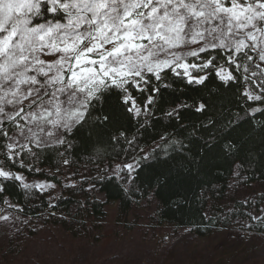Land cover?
<instances>
[{
	"label": "trees",
	"instance_id": "trees-1",
	"mask_svg": "<svg viewBox=\"0 0 264 264\" xmlns=\"http://www.w3.org/2000/svg\"><path fill=\"white\" fill-rule=\"evenodd\" d=\"M50 20L62 22L64 18L45 12L33 17V25ZM221 66L238 82L225 85L220 81L216 70ZM197 74L206 76L203 84H189L186 78L167 71L161 73V81L153 77L148 85L130 88L141 110L138 116L126 110L117 90L105 93L89 110L86 123L63 133L62 143L22 147L18 155L17 149L13 156L8 151V137L16 127L3 123L0 129L8 137L0 134V167L28 179L67 186L51 201L35 188L0 177V206L9 205L29 219L49 216L62 224L66 221L61 214L66 213L86 227L101 223L109 204H117L126 214L134 203L152 195L158 202L154 221L160 227L190 228L203 237L239 218L264 233V101H250L243 95L247 89L262 96L264 91L253 82L257 77L245 81L242 67L236 69L220 57L215 68ZM157 84L159 89L153 91ZM200 104L205 107L197 112ZM119 163L132 164L128 186L105 171ZM232 180L262 191L255 199L230 198ZM227 207L231 211L225 212Z\"/></svg>",
	"mask_w": 264,
	"mask_h": 264
},
{
	"label": "snow or ice",
	"instance_id": "snow-or-ice-1",
	"mask_svg": "<svg viewBox=\"0 0 264 264\" xmlns=\"http://www.w3.org/2000/svg\"><path fill=\"white\" fill-rule=\"evenodd\" d=\"M45 12L62 15L66 22L33 25V17ZM40 54L56 59L42 60ZM187 57L203 63L186 62ZM217 57L242 67L245 81L257 77L253 82L264 91V0H0V124L6 119L23 135L17 117L24 119V109L16 106L35 95L28 107L35 105L38 111L29 113L25 123L48 136L57 135L48 125L71 132L86 123L94 103L113 90L121 94L126 110L138 116L141 110L130 88L148 85L153 77L161 81L167 71L189 84H203L206 76H194L191 70L215 68ZM216 76L225 85L238 82L223 66ZM243 95L264 101L259 94ZM204 107L200 104L196 111ZM0 134L8 137L6 130ZM8 149L14 151V145ZM0 177L12 178L2 169Z\"/></svg>",
	"mask_w": 264,
	"mask_h": 264
},
{
	"label": "rangeland",
	"instance_id": "rangeland-1",
	"mask_svg": "<svg viewBox=\"0 0 264 264\" xmlns=\"http://www.w3.org/2000/svg\"><path fill=\"white\" fill-rule=\"evenodd\" d=\"M188 50L176 51L183 53ZM40 59L49 61L56 57L40 54ZM186 62L201 64L196 57H187ZM191 71L194 76H202L195 69ZM246 91L250 92L248 89ZM35 98L34 95L31 99ZM31 99L16 106L24 109L21 113L24 119L17 117V122L23 126V135L20 129L15 128L8 138V145H14L17 155L22 147L60 143L58 140H62L66 131L48 125L50 130L57 133L56 136H48L34 124L25 123L29 113L38 111L35 105L28 107ZM7 110L14 111L11 107ZM29 128L37 133L35 137ZM10 154L13 156V151ZM127 165L115 164L111 170L105 171L125 180L128 186L132 169ZM0 169L11 173L12 179L21 177L17 181L23 187L28 185V188H35L51 201L60 196L67 186L59 187L50 182L28 179L3 167ZM234 174L237 176V169ZM230 183L229 197L241 201L255 199L262 191L259 187L250 189L239 186L237 180ZM87 187L90 189V186ZM96 197L104 200L97 193ZM157 209L158 202L152 195L134 203L126 214L119 211L117 204H109L104 207L106 215L101 223L90 222L91 225L81 227L80 223L73 222L72 215L70 218L63 212L61 219L66 221L64 224L54 222L49 216L29 219L12 210L9 205L0 206V264H264V233L252 230L246 219H232L229 227H219L201 237L190 228L174 229L156 225L154 214ZM72 210L74 213L75 209L72 208L70 212ZM226 211H231V208L227 207ZM5 216L7 220L2 219Z\"/></svg>",
	"mask_w": 264,
	"mask_h": 264
}]
</instances>
